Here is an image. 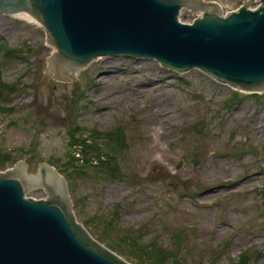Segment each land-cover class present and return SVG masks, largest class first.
Instances as JSON below:
<instances>
[{"label": "rangeland", "instance_id": "rangeland-1", "mask_svg": "<svg viewBox=\"0 0 264 264\" xmlns=\"http://www.w3.org/2000/svg\"><path fill=\"white\" fill-rule=\"evenodd\" d=\"M206 1L229 13L244 0ZM27 18L0 14V160L11 153L0 171L20 161L32 174L44 161L68 167L74 214L97 240L109 224L115 240L164 247L176 264H264V89L243 92L198 68L123 55L106 64L99 56L68 80L42 72L35 83L52 50ZM195 18L182 8L178 20ZM90 133L115 156L119 177L72 169L73 137ZM104 137H123L121 149L106 148Z\"/></svg>", "mask_w": 264, "mask_h": 264}, {"label": "water", "instance_id": "water-1", "mask_svg": "<svg viewBox=\"0 0 264 264\" xmlns=\"http://www.w3.org/2000/svg\"><path fill=\"white\" fill-rule=\"evenodd\" d=\"M182 8L196 18L179 21ZM19 12L43 26L52 50L35 83L42 72L68 80L98 56L123 55L179 72L198 68L243 92L264 89V0L229 13L206 0H0V14ZM26 169L20 161L0 171V264H131L77 221L53 165ZM39 190L45 198L25 195Z\"/></svg>", "mask_w": 264, "mask_h": 264}, {"label": "trees", "instance_id": "trees-1", "mask_svg": "<svg viewBox=\"0 0 264 264\" xmlns=\"http://www.w3.org/2000/svg\"><path fill=\"white\" fill-rule=\"evenodd\" d=\"M4 83L5 82H3L1 78L0 72V97H2V99L3 97H5V94L3 95L4 91L7 90ZM2 99L1 101L4 102V100ZM73 138L74 140L71 142V145L73 146V150L71 152V162H73V164L71 165V167L73 166L72 169L77 175L83 174V169L85 167H94L100 168L103 172L106 171L110 173L111 177L116 178L120 176L119 167L117 166L115 156L110 155L108 152L100 151V148L98 147V144L96 142V138L98 137L94 133H90V136ZM104 140V146L106 148L112 147V149H114L115 151L121 149L123 137H104ZM2 153L3 157L0 161H10L11 153L9 151H4ZM67 168L68 167L61 168L59 171L66 178L68 182V188L71 190L72 187L70 188V186L72 177L70 178V175L67 174ZM92 223L93 225L96 224L94 221ZM93 228H95V226H93ZM111 229V225H103L100 233V238L98 240L108 243L106 244V246L109 249L120 256H124L127 259H132L135 264H164L167 259H170V262L172 264H176V262L178 261L175 257H170L172 254L166 251V248L161 246L159 247L156 244L148 243V245H141L138 244L137 240L133 241L131 239L128 241V243L120 242L118 241V239L115 240L114 238L109 236V231ZM178 236L182 238L183 235L180 232Z\"/></svg>", "mask_w": 264, "mask_h": 264}, {"label": "bare ground", "instance_id": "bare-ground-1", "mask_svg": "<svg viewBox=\"0 0 264 264\" xmlns=\"http://www.w3.org/2000/svg\"><path fill=\"white\" fill-rule=\"evenodd\" d=\"M27 15L25 12H19V13H17L16 15ZM27 16H29V15H27ZM30 17V16H29ZM24 18H26V17H24ZM28 19V18H27ZM30 19H32L31 17H30ZM30 19H28L29 21H31ZM32 20H34V21H36L35 19H32ZM36 22H38V21H36ZM99 57V56H98ZM97 57V58H98ZM110 56H105V55H102V56H100L99 57V59H104V62H103V64H106L108 61H111V60H113V59H110L109 58ZM158 62V61H157ZM159 63V62H158ZM102 73H106V76H109V74H111L109 71H103ZM112 75V74H111ZM106 78V77H105ZM86 96V95H85ZM159 105V104H158ZM160 106V105H159ZM158 108H161V107H158ZM158 108H157V110H158ZM164 109V108H163ZM159 111V110H158ZM162 114V113H161ZM164 118V117H163ZM227 182V181H226ZM228 184L229 183H223V184H221V186L220 187H223L224 185H225V187L226 186H228Z\"/></svg>", "mask_w": 264, "mask_h": 264}]
</instances>
